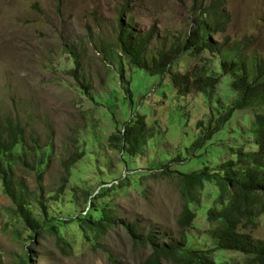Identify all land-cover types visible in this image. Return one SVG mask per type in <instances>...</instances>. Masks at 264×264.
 <instances>
[{"label": "rangeland", "instance_id": "rangeland-1", "mask_svg": "<svg viewBox=\"0 0 264 264\" xmlns=\"http://www.w3.org/2000/svg\"><path fill=\"white\" fill-rule=\"evenodd\" d=\"M123 1L0 0V115L21 119L32 138L51 146V159L42 166L41 179L34 170L21 167L16 169V176L23 178L30 191L28 201L35 215L55 224L67 242L61 249L49 231L35 236L15 214V204L0 179V264H17L27 253L30 264H141L151 247L134 242L124 224L136 221L159 234L176 227L185 198L178 177L164 174L161 163L166 157H174L187 138L192 140L199 133L196 123L204 122L210 110L221 104L197 91L178 97L173 87L161 92L155 88L158 78L139 76L131 84L134 104L124 106L114 101L112 111L107 97L116 94L119 100L123 95L120 66L109 67L95 43L115 36ZM200 1L211 0H130L131 12L124 19L133 16L137 31L143 33L154 28L148 46V53L153 55L162 42L169 45L183 40ZM225 6L229 22L225 32L214 37L222 40L229 36L230 43L252 38L249 52L264 55V0H227ZM70 46H76L79 53L77 74L89 84V93L71 74L77 64L68 51ZM195 62L196 58L185 57L173 69L184 72ZM225 77L223 82L229 81ZM167 82L168 77L164 84ZM225 88L220 84L218 93L230 103L232 97L226 96ZM136 111L146 112V128L154 127V136L148 138L141 155L131 158L128 168L111 136L124 130L123 122ZM248 113L234 112L229 127L234 128L232 138H241L237 124H244L251 117ZM221 143L217 139L215 145ZM76 148L85 149L86 154L71 169L63 193L55 199L52 195L59 193L63 177L61 160ZM211 149L208 163L229 155V151L219 152L218 147ZM211 189L206 184L195 191L198 199L192 207L199 211L195 227L188 230L195 247L211 245L205 216V205L213 203ZM40 194L47 204V215L37 203ZM103 205L113 208L116 224L96 239L79 217L99 215ZM241 230L264 241V214L254 226L248 224ZM226 256L243 261L239 253Z\"/></svg>", "mask_w": 264, "mask_h": 264}, {"label": "trees", "instance_id": "trees-1", "mask_svg": "<svg viewBox=\"0 0 264 264\" xmlns=\"http://www.w3.org/2000/svg\"><path fill=\"white\" fill-rule=\"evenodd\" d=\"M226 1L198 2L196 14L191 18L193 25L183 40L172 41L169 45L162 42L155 54L150 55L148 46L155 30L137 31L133 16L124 19L131 12L130 0H124L115 36L95 43L109 67L120 66L118 76L119 85L124 87L123 95L119 100H116V94L107 97L112 111L111 103L114 101L124 106L134 104L131 84L139 76L158 78L155 88L161 92L165 93V87L169 90L173 87L178 97L197 91L210 101L216 100L221 104L217 109L210 110L204 122L200 120L196 123L199 133L192 140L187 138L174 157H166V162L161 163L160 170L164 174L178 177L185 198L176 217L177 230L171 226L165 233L159 234L153 228L141 227L136 221L124 224L134 242L151 247V252L141 264H264V241L241 230L248 224L254 226L255 220L264 214V55L255 50L249 52L254 43L252 38L230 43L229 36L222 40L214 37L217 33L223 34L229 22ZM68 51L77 64L71 74L89 93V84L77 74L80 60L76 46H70ZM185 57L196 58L197 62L184 72L173 69ZM225 76L230 78L229 81L223 82ZM166 77L169 83L164 84ZM220 84L226 87V96L232 97L230 103L225 102L223 93H218ZM236 110H249L248 114H251L244 124H237L241 128V138L237 139L230 136L234 128H229ZM137 111L131 112L129 119L123 122L124 130L111 136L114 147L121 153L122 162L128 168L133 162L131 158L141 155L148 138L154 136V127L146 128V112L137 114ZM31 134L21 119L0 115V179L15 204V214L25 226L35 236L49 231L55 236L57 245L64 249L66 240L55 224L35 215L28 201L30 191L23 178L16 176V169L21 167L34 170L41 179L44 172L42 166L51 159V146L32 138ZM217 139L222 142L219 146L215 145ZM208 142L211 145L206 147ZM212 146L218 147L221 153L229 151V155L218 162L208 163L206 157L212 152ZM85 154V149L76 148L62 158V183L59 193H54L53 198L59 199L71 169ZM206 184L213 187L211 193L214 195L212 205H205L210 227L206 232L211 245L195 247L188 230L195 227L194 220L199 210L194 209L192 203L198 199L195 191L204 189ZM197 201L200 204V200ZM37 203L47 215L43 195L40 194ZM114 213L113 208L103 205L99 215L86 213L87 216H80L79 220L97 239L116 224ZM228 253H239L243 261L226 259ZM29 255L25 254L17 264H30Z\"/></svg>", "mask_w": 264, "mask_h": 264}]
</instances>
